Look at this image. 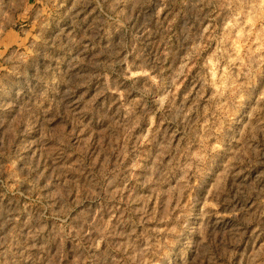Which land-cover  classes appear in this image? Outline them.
Here are the masks:
<instances>
[{"label":"rangeland","instance_id":"rangeland-1","mask_svg":"<svg viewBox=\"0 0 264 264\" xmlns=\"http://www.w3.org/2000/svg\"><path fill=\"white\" fill-rule=\"evenodd\" d=\"M0 264H264V0H0Z\"/></svg>","mask_w":264,"mask_h":264}]
</instances>
